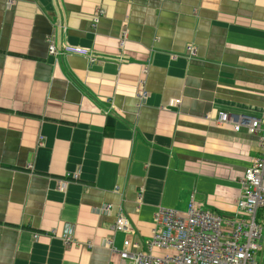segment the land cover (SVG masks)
Wrapping results in <instances>:
<instances>
[{"label":"crops","instance_id":"0c3cea01","mask_svg":"<svg viewBox=\"0 0 264 264\" xmlns=\"http://www.w3.org/2000/svg\"><path fill=\"white\" fill-rule=\"evenodd\" d=\"M221 112L264 113V0H0V264H131L108 240L147 251L160 208L234 217L260 147Z\"/></svg>","mask_w":264,"mask_h":264},{"label":"built area","instance_id":"2783aa9c","mask_svg":"<svg viewBox=\"0 0 264 264\" xmlns=\"http://www.w3.org/2000/svg\"><path fill=\"white\" fill-rule=\"evenodd\" d=\"M103 14L102 10L95 13L94 24ZM126 29L124 27L120 36V49H124L128 40ZM65 52L84 55L91 63L95 61L90 52L80 47H66ZM49 53L52 56L59 54L53 41H50ZM195 55L196 47L187 46L185 56L191 58ZM146 97L147 92L142 91L140 99ZM217 123L232 124L235 131L244 126L249 135L257 138L260 147L259 158L240 180L235 216L224 219L217 213L203 209L195 200L189 202L182 214L174 209L160 208L155 215L154 232L146 241L147 251L129 240H124L123 248L118 251L113 238L108 240L110 250L118 252L122 260H128L131 264H261L257 256L264 252V225L258 220L260 210L264 209V113L260 117L242 118L234 122L232 115L221 112ZM112 208V205H108L105 211ZM111 232L113 237L119 233H132L129 219L122 212L118 213ZM37 237L34 236L35 239ZM64 241H71L68 232ZM131 247L135 251H131ZM153 249H161L165 253L156 256L152 253Z\"/></svg>","mask_w":264,"mask_h":264},{"label":"rangeland","instance_id":"374dc122","mask_svg":"<svg viewBox=\"0 0 264 264\" xmlns=\"http://www.w3.org/2000/svg\"><path fill=\"white\" fill-rule=\"evenodd\" d=\"M258 220H259V222H261V220H264V209L260 210ZM257 259L259 262H261V264H264V252L262 254H259L257 256Z\"/></svg>","mask_w":264,"mask_h":264}]
</instances>
